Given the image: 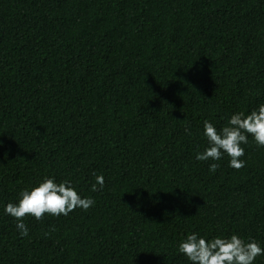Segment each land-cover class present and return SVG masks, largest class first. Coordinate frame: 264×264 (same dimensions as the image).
Segmentation results:
<instances>
[{
	"label": "trees",
	"instance_id": "1",
	"mask_svg": "<svg viewBox=\"0 0 264 264\" xmlns=\"http://www.w3.org/2000/svg\"><path fill=\"white\" fill-rule=\"evenodd\" d=\"M261 104L264 0H0V264H191L192 232L264 248V147L195 158L205 120ZM45 178L95 204L21 237L4 207Z\"/></svg>",
	"mask_w": 264,
	"mask_h": 264
},
{
	"label": "clouds",
	"instance_id": "2",
	"mask_svg": "<svg viewBox=\"0 0 264 264\" xmlns=\"http://www.w3.org/2000/svg\"><path fill=\"white\" fill-rule=\"evenodd\" d=\"M203 136L208 146L202 152H197L196 160L218 161L227 155L229 167L240 170L245 166V161L241 159L245 154L241 145L248 143L249 136L258 147H264V104L248 114H233L219 131L205 120ZM219 167L218 163L213 162L209 165V171L215 172ZM103 188L104 177L95 175L91 191H101ZM94 204L93 198H81L70 181L57 183L53 178H45L37 186L22 190L18 201L7 203L4 212L15 219L19 235L25 237L29 232L24 223L26 217L43 221L45 216H68L77 208L87 211ZM44 235L48 236L49 233L45 232ZM177 251L191 264H253L258 256L264 255V248L255 240L246 242L235 234L206 239L196 232L187 234Z\"/></svg>",
	"mask_w": 264,
	"mask_h": 264
}]
</instances>
